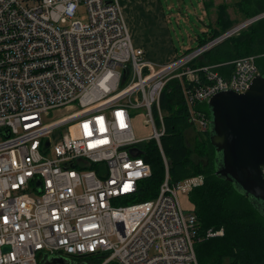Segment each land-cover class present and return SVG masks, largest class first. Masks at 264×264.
I'll return each mask as SVG.
<instances>
[{
	"label": "built area",
	"instance_id": "2783aa9c",
	"mask_svg": "<svg viewBox=\"0 0 264 264\" xmlns=\"http://www.w3.org/2000/svg\"><path fill=\"white\" fill-rule=\"evenodd\" d=\"M189 60L147 59L118 0H0V264L93 249L107 255L103 264H197V215L180 198L202 178L171 184L167 176L157 199L123 205L151 176L132 155L141 141L132 113L143 111L159 141L164 116L154 107L167 82L199 83ZM255 71L245 60L231 81L186 90L198 134L210 127L198 105L243 91ZM222 236L210 229L205 238Z\"/></svg>",
	"mask_w": 264,
	"mask_h": 264
},
{
	"label": "trees",
	"instance_id": "16d2710c",
	"mask_svg": "<svg viewBox=\"0 0 264 264\" xmlns=\"http://www.w3.org/2000/svg\"><path fill=\"white\" fill-rule=\"evenodd\" d=\"M231 3L216 7V25L212 23L211 33L206 32L208 38H200V48L223 37L235 26L264 14V0H236L232 6L244 17V21L236 25L237 21L229 12ZM211 53L217 58L210 56ZM247 57H259L264 61V18L219 43L190 66L215 67L222 76H229L234 69L232 63ZM258 75L264 72L259 70ZM184 89L181 81L173 80L163 91L161 108L166 132L161 144L173 183L193 177L204 178L203 185L188 195L198 219L197 237L201 240L196 243L198 264H264V208L237 191L231 182L216 176V150L210 140V127L206 133L198 134L191 126ZM200 110L210 116L208 104L202 105ZM187 131L194 137L191 146L186 142ZM143 155L153 174L141 183L138 194L127 200V204L157 199L165 181V163L157 143L149 142ZM210 229H224V236L206 239Z\"/></svg>",
	"mask_w": 264,
	"mask_h": 264
},
{
	"label": "water",
	"instance_id": "95a60500",
	"mask_svg": "<svg viewBox=\"0 0 264 264\" xmlns=\"http://www.w3.org/2000/svg\"><path fill=\"white\" fill-rule=\"evenodd\" d=\"M208 107L216 176L264 208V75L257 77L245 94L221 92ZM139 147L145 149L146 145ZM61 263L69 261L56 259L55 264Z\"/></svg>",
	"mask_w": 264,
	"mask_h": 264
},
{
	"label": "rangeland",
	"instance_id": "374dc122",
	"mask_svg": "<svg viewBox=\"0 0 264 264\" xmlns=\"http://www.w3.org/2000/svg\"><path fill=\"white\" fill-rule=\"evenodd\" d=\"M215 1L218 4H223L225 2H228V0H215ZM162 2L163 5H165L166 7L168 18L171 19L170 27H172L171 31L173 32V37L175 39V42L178 48L180 49V51L184 50V52L181 54L182 55L181 57L187 56L188 52L193 53L198 49H200V38L206 37V32L211 33L210 20H209L210 18L206 16L205 13L206 8L204 6V2L202 0H162ZM234 2H236V0L230 1L231 6L234 4ZM229 12L231 18L237 21L236 25L244 21L243 19L244 17L239 12H237V9L234 8V6H232V9H230ZM213 13L214 16L212 17V23L214 24L215 27L216 19H217L216 10L213 11ZM79 17H81L82 20L87 22L86 12L84 11L83 7L80 10ZM210 56H215L217 58V56L214 53H211ZM258 67L260 73L264 72V61L258 59ZM142 112L143 111H137L132 113V117L134 118L133 124H134L135 133L139 138H149L151 135V129L149 127L144 126L143 116L142 114H140ZM63 116L64 115L55 113V119H60ZM61 133H62V128L55 133L53 139H56L58 135H60ZM185 137L187 144L191 146L194 142L193 140L194 137L192 132L187 131ZM180 202L183 209L188 211L192 210V208L189 209L190 207H189L187 195L181 196ZM123 205L128 206V205H133V203L129 202L128 204L124 203ZM43 259L44 258L41 257V254H39L38 255L39 264H42L43 261H45ZM65 259L68 260L70 264H102L103 262L94 257H89L88 261H86L87 258H80V259L65 258Z\"/></svg>",
	"mask_w": 264,
	"mask_h": 264
},
{
	"label": "crops",
	"instance_id": "0c3cea01",
	"mask_svg": "<svg viewBox=\"0 0 264 264\" xmlns=\"http://www.w3.org/2000/svg\"><path fill=\"white\" fill-rule=\"evenodd\" d=\"M118 1L123 9L133 45L143 49L147 59L161 65L176 60L181 56L184 50L180 51L175 42L171 31L172 27H170L171 19L167 16L166 7L163 5L162 0ZM202 1L206 8V16L210 18L208 19L211 26L212 17L214 16L213 11L221 4H218L215 0ZM209 5H211L210 8ZM188 202L189 209H194L189 197Z\"/></svg>",
	"mask_w": 264,
	"mask_h": 264
},
{
	"label": "bare ground",
	"instance_id": "6f19581e",
	"mask_svg": "<svg viewBox=\"0 0 264 264\" xmlns=\"http://www.w3.org/2000/svg\"><path fill=\"white\" fill-rule=\"evenodd\" d=\"M229 1V0H228ZM232 1V0H230ZM264 18V14L258 16V17H255L251 20H248L246 21L245 23L241 24L240 26L236 27L235 29H233L232 31H230L229 33H227L226 35H224L223 37L221 38H218L216 40H214L213 42L209 43L208 45L206 46H203L201 47L200 49H198L197 51L191 53V54H188L187 56H184V57H179L177 60H184L186 61V59H190L187 63H186V68H189L191 70H194L197 72V75L199 76V83H196V84H191L190 82H188L185 78L183 80H180L178 78H174V79H171L167 82L166 86L164 87L163 91L166 89V87L169 85V83L173 80H179L182 82V84L184 85V96L186 98V101L188 103V99H187V96H186V90H189V89H192V88H198V87H204V86H207V85H214L217 83L218 80H225V81H231L236 73H237V70H238V67L240 66L241 62L245 61V60H248L250 62H252V64L254 65L256 71H255V74H254V77L251 81V83L249 84V86L244 89L243 91H232L236 94H245L249 89H250V86L252 85L253 81L261 76V75H258L259 73V68L257 66V59L259 57H247V58H243V59H239L235 62H233L232 64L234 65V69H233V72L229 75V76H222L219 72L215 71V67H202V68H192L190 65L191 63H193L196 59H199L201 56H203L205 53H207L208 51H210L211 49H213L215 46H217L219 43L223 42L224 40H226L227 38L231 37V36H234L236 34H238L240 31H242L243 29H245L246 27L250 26L251 24H253L254 22H257L261 19ZM135 47V46H134ZM138 48V47H136ZM140 49V48H139ZM196 55V56H195ZM221 92H218L216 93L215 95L219 94ZM163 94V92H162ZM211 96L210 98L204 100L203 102H201L202 104L198 105V109L200 110V107L204 104H208L209 101L215 96ZM161 98H162V95L160 96L159 98V102L157 105H155L154 107V112H155V115H158V107L162 113V115L164 116V131L166 132V127H165V114L161 108ZM189 111V109H188ZM189 121H190V124L191 126L195 129L196 131V127H195V124L193 123V121L191 120L190 118V111H189ZM197 132V131H196ZM135 136L137 139H141V141L136 145V147L132 148V155L133 156H137V157H140L146 164H148L145 160H144V152L147 148V144L149 142H152V141H155L158 145V147L160 148V151H161V154H162V157H163V160H164V163H165V170H166V175H165V180H166V177L168 176L169 178V181L171 184H177V183H173L171 181V176H170V166H169V161L168 159L166 158L165 156V153H164V150H163V147H162V144H161V139L164 135L159 139V141L156 139V138H152V137H149V138H139L136 133L134 132ZM141 143H144L146 145L145 149H141L139 147V144ZM149 165V164H148ZM150 166V165H149ZM150 169H151V176L149 178H147L146 180L150 179L152 177V174H153V171H152V168L150 166ZM261 171H262V176L264 177V166L261 168ZM199 178H202L203 179V182H204V178L203 177H199ZM144 180V181H146ZM143 182V181H142ZM141 182V183H142ZM165 182V181H164ZM140 183V185H141ZM180 183V182H179ZM139 185V187H140ZM139 191V189H138ZM138 191H137V194H138ZM161 191V189H160ZM136 194V195H137ZM135 195V196H136ZM160 195V193H159ZM134 196V197H135ZM134 197H131L130 199L134 198ZM158 198V197H157ZM129 200V199H127ZM127 200H125V203L127 202ZM181 204V202H180ZM133 205H137V204H133ZM133 205H130V206H133ZM125 206V205H124ZM129 206V205H128ZM182 207V206H181ZM182 210L186 213V214H192V212L188 211V210H185L182 208ZM117 223L119 224V221H117ZM93 242H98V238L97 237H93ZM5 251H9L10 248L9 247H6L4 249ZM195 253H196V241H195ZM41 254V257L44 258L43 260H45V262H47V264H55V261H56V258H68L66 256H64L63 254L59 253V254H49V253H46V252H43V253H40ZM89 257H94V258H97L98 260H101L103 261L102 264L104 263L107 255H100V252L98 249H93L92 253H89L85 256H81V257H75V258H70V259H80V258H89ZM196 259H197V254H196ZM47 260V261H46ZM44 262V261H43ZM70 264V262H69ZM112 264H116V263H112ZM197 264H198V259H197Z\"/></svg>",
	"mask_w": 264,
	"mask_h": 264
},
{
	"label": "flooded vegetation",
	"instance_id": "af4514ba",
	"mask_svg": "<svg viewBox=\"0 0 264 264\" xmlns=\"http://www.w3.org/2000/svg\"><path fill=\"white\" fill-rule=\"evenodd\" d=\"M89 258L86 259V261H88Z\"/></svg>",
	"mask_w": 264,
	"mask_h": 264
}]
</instances>
